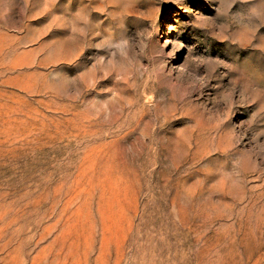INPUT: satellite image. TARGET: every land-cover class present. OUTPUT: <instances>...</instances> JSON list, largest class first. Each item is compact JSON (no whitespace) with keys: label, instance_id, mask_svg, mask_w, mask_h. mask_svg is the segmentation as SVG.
I'll return each instance as SVG.
<instances>
[{"label":"rangeland","instance_id":"1","mask_svg":"<svg viewBox=\"0 0 264 264\" xmlns=\"http://www.w3.org/2000/svg\"><path fill=\"white\" fill-rule=\"evenodd\" d=\"M0 264H264V0H0Z\"/></svg>","mask_w":264,"mask_h":264}]
</instances>
